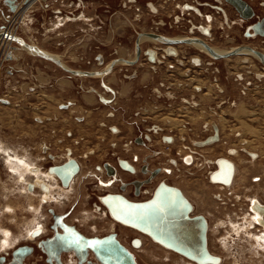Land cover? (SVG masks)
Listing matches in <instances>:
<instances>
[{"label":"rangeland","instance_id":"374dc122","mask_svg":"<svg viewBox=\"0 0 264 264\" xmlns=\"http://www.w3.org/2000/svg\"><path fill=\"white\" fill-rule=\"evenodd\" d=\"M28 1L13 0V5L17 9L18 4L22 7V12L19 15H14L15 12L12 11L16 10L9 8L11 3L9 0L0 1V33L5 32V30L15 33L17 30L16 34L24 38L28 43L37 45L44 51L61 57L67 66H71L77 70L91 71L104 69L109 66L112 58L126 55V53L122 52L111 54V0H44L43 2L38 1L30 8H26L24 6L27 5ZM62 3L67 7H63L64 9L58 12L59 9L57 8ZM83 14L86 17L84 20L79 18V15ZM74 15L80 21H72L75 19L73 18ZM20 17L25 18L24 21L22 20V23L18 22ZM61 18L67 21L59 23L58 19ZM82 27H85L87 30L85 31ZM241 29H243L242 26ZM0 47L1 230L5 229L4 227H12L14 233L17 234H20V230H23V235H19L21 237L19 241L27 240L26 227L33 228L37 224H44V219L47 217V215L43 218L40 216L35 224L29 223L34 216L27 209L29 207H27L28 201L26 196L21 194L24 191L25 182H23V177L20 176L19 172L21 168L24 171L23 175H27L26 167L19 166V169L13 167L14 171L11 167V165L15 166L14 161L17 162L18 156L28 160L27 154H31L30 157L36 165L43 171H46L53 164L60 163L68 158L65 155L68 153L67 147L74 150L72 157H76L81 161L83 167L81 172L82 177L78 176L77 181L74 183V188L69 191L67 196H61L59 200L53 199L52 204L44 203V211H48L49 215H51L49 212L50 208H54L56 212H64L72 209L79 202L78 208L82 207L84 209L71 222L79 225L89 235L113 232L108 220H103L100 217V222L96 224L84 220L81 216L84 211L93 212L96 210L94 205L99 195L109 192V189L111 191H119L118 185L100 171V164L102 162L106 160L111 161V153L118 152L120 157L128 156L133 159L134 154H139L141 157L147 155L151 168L161 167L168 162V158L172 157L177 159L180 167L172 165L175 168L173 175L166 176L161 174L158 180L164 178L171 184L182 187L195 204L194 213L207 216L210 222L209 243L211 251L223 256V264H264V249L256 247L253 239L244 233L241 234L237 228L233 229V225H230L236 223L247 225L251 218L249 217V213H251L249 209L253 199H259L264 203V128L259 127V123L255 124L254 120H247L244 125L245 129H243L245 133L237 130V132L231 131L230 128L235 126V122H231L232 118H228L239 112V106L236 103L239 102L240 104L242 100L249 106H256L255 109L258 108V112L264 114V102L261 103L260 98H255L257 96L256 93L261 90L264 92V80L248 77L244 81H241L245 85L242 88L234 80L236 78L234 75L233 77L232 74L228 73L226 76V73L215 72V66L218 65L217 67L223 69L224 62L234 63L237 61V58H232L234 60H217L215 61L216 64L211 66L210 69H205L201 66L200 68L195 67V69L180 68L178 71L167 70L163 73V77L158 74L157 81H150L149 84V81H141L137 77L127 82H114L111 73L105 79L69 74L57 64L51 63L39 56H33L22 48L14 52V58L7 60L8 42L5 41ZM4 58L5 61L3 60ZM188 75L193 76L189 78ZM161 79L173 83L174 87L179 84L180 90L177 91L178 95L176 97H170L164 93L171 90L170 86L172 85H166L165 83L162 85ZM63 80L66 81L65 84L60 85V81ZM211 81H217L221 89L226 86L227 90H225V93H218L211 98L201 96L197 90L198 85L195 83L206 82L205 84L209 89L216 93L217 87L215 82ZM248 81H252V84L247 83ZM186 84L188 88L186 92H182L181 88ZM147 85L150 86L147 88ZM111 86L120 92L123 90L121 96L123 95L124 97L119 99V103L127 111L125 114L128 116L124 118V122L129 128H123L125 134L123 133L121 136L117 135V138L111 133V124H115L116 121L111 120V117L108 116L111 113L112 106L109 102L106 104L100 99V95L111 98V92L107 90L111 89ZM157 87L163 90V92L157 93L155 89ZM248 88H252V90L250 91ZM125 90L127 91L125 92ZM89 93H93L94 95V102L92 104H88L84 97L85 94ZM247 93L249 94L247 95ZM97 94H99V98ZM187 100H195L199 103L206 100L203 103V107L204 109H209V111L207 112V116L199 121L200 134L191 133L193 125L189 118L183 119V115L190 113L197 115L203 109L195 108L196 110H194L191 104L189 106L185 103ZM220 100L221 103L217 107L216 104ZM59 102L61 105H59ZM82 106L88 108L83 110ZM145 106L148 107V111H151L149 114L152 116L148 114L147 122H145L148 126L157 122H164L165 118L161 119L162 114L168 115L171 113L169 117L173 116L174 119L180 118L185 122L188 119L186 122L188 128H185L186 130L184 131V135L188 139L180 142L178 137L179 130L170 127L171 121L175 120H168V131L166 130L165 133L170 136L177 135V145L168 146L167 144L166 147L158 142H152L146 148H132L128 151L122 147L121 151L120 149L111 150V141H115L116 143H127L126 141H129L131 143L133 136H135L130 131L131 129L133 130L131 124L135 123L134 121H138L136 113L143 112V107ZM161 106L165 107V109L160 112L158 109ZM76 107L79 109H76ZM58 109L64 112L61 113ZM123 109L117 110H121L123 114ZM215 111H224L225 116L221 114L222 117H216L215 114L218 112L211 113ZM101 114L103 115L102 118L99 117ZM244 114L249 115V113ZM62 119L65 123L60 122ZM209 119L221 120V124L224 127V130H221L223 133H221V144L214 148L216 149L215 151L209 150L214 144L209 143L198 147L192 142V140H205L210 134V129L203 128L205 123L203 121ZM100 120H102V124H105L101 126V129L105 132L99 129V138H96V135H91L88 138L81 135L79 131L87 129V125L84 124ZM260 123V126H264V115H261ZM236 125L240 127L239 124ZM139 126H141L140 123ZM253 127H256V129ZM68 130L69 133H66ZM127 131H130V133H127ZM87 132L93 134L91 131ZM146 134L156 140V133L146 132ZM80 136L82 137L80 138ZM57 140H64V143H59ZM231 140L233 142H230ZM99 144H104L102 150L100 148L98 149L99 152L95 155L92 154V151L97 149ZM231 147L237 149L241 156L245 158L249 157L244 153V149L248 150L250 148L259 153L260 158L253 163V167L256 176L260 177L263 175L261 181L256 183L253 181V178L248 177V181L242 184L238 173L233 186L229 188L220 189L209 181L210 172L217 168L215 157L232 155L229 154ZM226 148L229 149L226 150ZM163 150L168 151L169 154H164ZM189 153L193 154L194 162L190 163L191 167H185V165H189L185 160L186 155ZM51 156H55L56 158H52ZM234 160L238 161L239 157L234 158ZM138 163L135 162V164ZM246 165L248 168L250 164ZM260 168L261 171L257 174ZM96 174L98 176H95ZM120 174L121 172L118 175L119 177ZM123 175L125 178L136 176H128L125 173ZM27 178L29 179V177ZM105 181L108 184H104L103 182ZM157 182L156 179L153 185L157 184ZM114 185L116 186L114 187ZM54 188L57 189L56 187ZM126 194L129 196L127 192ZM220 194L223 200L215 197V195L219 196ZM149 196L150 193H143L140 198H130L145 199ZM3 208L7 209L4 211ZM9 209L14 210V214H10L11 210ZM246 216H248L247 220L245 219ZM51 219L50 217L46 223L49 229L48 223L49 220L51 222ZM13 222L17 223L12 224ZM222 223L227 224L221 225ZM250 229L258 233L261 231L262 226L259 222H256ZM116 232L119 238L135 252L140 264H185L178 258H175V256L167 255L166 252L160 250L158 247L152 246L148 240L145 242L143 249H134L132 247V239L138 237L135 232L120 228H117ZM226 239L228 240V247H225L222 242ZM16 243L18 241L14 245ZM30 243L34 246L35 251L27 259L26 264H48L47 258L44 252L41 251L39 244L34 241ZM260 246L264 247L263 245ZM68 259L69 257L65 258L66 264Z\"/></svg>","mask_w":264,"mask_h":264},{"label":"flooded vegetation","instance_id":"af4514ba","mask_svg":"<svg viewBox=\"0 0 264 264\" xmlns=\"http://www.w3.org/2000/svg\"><path fill=\"white\" fill-rule=\"evenodd\" d=\"M9 1L11 2L9 8L16 10V11H12L15 12L14 15L17 14L19 15L22 12V7H20V4H18V9H17L16 6L13 5V0H9ZM38 1L43 2L44 0H29L27 5L24 7L30 8L32 5H35ZM63 7L66 8L67 6L64 3H62L59 6V8H57L59 9L58 12L62 11L64 9ZM75 17L76 16L74 15L73 18ZM79 18L84 20L86 17L83 14V15H79ZM79 18L78 20L80 21ZM24 19L25 18L20 17L18 19L19 20L18 22L22 23V20L24 21ZM78 20L75 18L72 21L78 22ZM60 21L64 23L67 20L65 21L64 18H61L58 19L59 23H61ZM241 26L243 27V29H241ZM82 28H84L85 31L87 30L85 27ZM16 31L14 33L9 30H5V32L0 33V45H2V43H5V41L8 42L7 53H6L7 60H11L12 58H14L13 56L14 52L19 51V49L22 48L25 51L31 53L33 56H39L41 58H44L45 60H48L51 63L57 64L56 62L45 58L41 54H38L37 51L31 50L29 46L33 45L36 48H38L40 51L45 53L47 56L53 55L54 58L59 60L62 66L58 64L57 65L60 66L65 72L69 74H73L72 71H79V74H77V76L84 75L83 72L85 71L77 70L72 68L71 66L70 67L67 66L66 63L63 62L61 57H57V55L55 54L48 53L37 45L28 43L24 38L17 35ZM252 42L254 43L252 44ZM234 51H237V54H231L229 56H226L228 53ZM121 52L126 53V55L119 56L118 58L117 56L112 58L111 63L107 68L89 71V72H99L98 75H85V76L100 77L105 79V77L111 73V76H113L112 78H114V82L116 81L127 82L137 77L141 81L144 80L149 81L148 82L149 84L150 81L153 82L155 80L157 81L158 74L161 77H163V73L167 70L178 71L180 68L195 69V67L200 68L201 66L202 68L210 69L211 66H214L216 64L215 61L217 60L230 61L232 58H237V61L234 63L224 62L223 69L217 67L218 65L215 66L214 68H215V72L218 73L220 72L222 74L226 73V76L228 75V73L232 74V76L234 75L236 77L234 80L237 81V83L241 85L243 88V86L245 85L241 83V81H244L248 77L255 78L256 80H264V0H111V54H119ZM213 53L223 57L216 56ZM3 60L5 61V58ZM191 76L193 75H188L189 78ZM160 81L162 85H164V83L166 85L173 84L168 81H164L163 79H161ZM65 82H66L65 80L60 81V85H64ZM211 82H215V85L217 87L216 93L209 89V87L205 84L206 82L195 83L198 85L197 90L198 92H200L201 96L211 98L213 97V95L215 96L218 93L224 94L225 90H227L225 85H224L225 87L221 89V86L219 83H217V81H211ZM247 83L252 84V81H248ZM175 85H177V83H175ZM149 86L150 85H147V88ZM170 87L171 90L165 91L164 93L170 97L172 96L176 97L178 95L177 91L180 90L179 84L176 87H174L173 85ZM187 88H188L187 84L183 85L181 88L182 92H186ZM252 88H248V89L251 91ZM155 89L157 93L163 92V90H161L159 87ZM107 90L111 92L110 93L111 98L104 95H100V99L104 101V103L106 104H108L109 102L112 106L111 113L108 114V116L111 117V120L116 121L115 124H111V133H113L115 138H117V135L121 136L125 132L123 128H127V129L129 128V126L128 125L126 126L124 122V118L128 117L127 114H125L127 113V111L123 109V107L119 103V99L121 97H124L123 95L121 96L123 90H121L120 92L113 86H111V89H107ZM126 91L127 90H125V92ZM248 94L249 93H247V95ZM256 95L257 96L255 98H260L261 103L264 102V92L262 90L256 93ZM97 96L99 98V94H97ZM84 97L88 102V104L89 103L92 104L94 102L93 93L85 94ZM205 101L199 103L195 100L192 101L187 100V102H185L188 105L191 104V106L194 107V110H196L195 108L203 109V111L197 115H193V113H190L188 115H183L184 116L183 119L189 118L190 122L193 125V129L191 133L194 134L201 133L198 127L199 121L204 119L205 116H207V112L209 111V109L207 108L204 109L203 107V103ZM219 103H221V100L216 104L217 107ZM224 103H226V101H224ZM59 105H61V103ZM236 105L239 106V112L232 115V117H228V118H232L231 122H235L234 124L235 126L230 128L231 131L237 130L245 133L243 129H245L244 125L246 124L247 120L248 121L254 120L255 124L259 123V127L264 128V126H260L261 115L264 114L258 112L259 109L258 108L255 109L256 106H249L244 100H242L240 104L239 102H237ZM147 106L143 107V112L136 113L137 114L136 118H138V121H134L135 123L131 124L133 130L131 129L130 131L133 133V135H135L133 136L131 143L129 141H126L127 143H125L123 141L124 143L118 142L119 143L118 144L115 141L114 142L111 141L110 144L111 150L120 149L121 151L122 147L125 148L124 150H128V151H130L132 148H137V149L146 148L152 142H158L162 146H166V147L167 144L168 146L177 145V141H178L176 137L177 135L170 136L167 135V133H165L166 130L168 131V127H167L168 120L169 121L175 120V121H171L170 127L175 129L177 128L179 130L178 137L180 142H183V140L188 139L184 135V131L186 130L185 128H188V126L186 125L188 119H186L187 121L185 122L183 121V119L180 118L174 119L173 116L169 117L171 113L168 115L162 114L161 119L165 118L164 122L162 123L157 122L154 124H150L148 126L146 125L145 122H147L146 119H148V116L150 115L149 113L151 111H148ZM233 106H235V104H233ZM87 108L88 107L86 106H82L83 110ZM116 108L117 109L122 108L124 110L123 114L121 110H117ZM76 109L79 108L76 107ZM164 109L165 107L163 108V106H161V108H159L158 110L161 112ZM58 111L61 113L64 112V111L62 112L59 109ZM211 113L212 114L217 113L215 114L216 117L225 116L224 111H220V112L215 111ZM244 113H249V115ZM99 117L102 118L103 115L101 114ZM38 120L40 119L38 118ZM60 122L65 123L63 122V119L60 120ZM203 122H205L203 128L210 129L211 130L210 134L205 138V140H199V141L192 140V142H194L196 146L202 147L206 143V140H208L211 137H214L216 132H218V139L214 142H211L210 144L212 145L214 144V145L211 148H209L210 151L211 150L215 151L216 149L214 148L216 146L218 147L221 144L220 143L221 133H222L221 130H224L223 129L224 127L216 119H209ZM93 123L91 121L89 123L84 124L87 125V129H85L86 132L83 130L79 131L82 136L84 135L88 138L91 137V135H96L97 136L96 138H99L98 136L99 129L100 131L102 130V132H105L103 129H101L102 128L101 126L105 125L104 123L102 124V120L95 121ZM139 123L141 126H139ZM236 124H239L240 127H238ZM253 128L256 129V127ZM87 131H91L93 132V134ZM130 131H127V133L128 132L130 133ZM146 132L156 133L157 134L155 137L156 140L153 139L152 136L146 134ZM66 133H69V130L66 131ZM82 136H80V138ZM58 142L64 143V140ZM103 146L104 144L101 145L99 144V147L97 149L95 150L92 149L93 150L92 154L95 155L97 152H99L98 149L100 148L102 150ZM227 149L229 148H226V150ZM66 150L68 153H66L65 155L68 156V158L60 163L53 164L46 171H43L38 165H36L34 160L30 157L31 154H27L28 160L18 156L22 159H25V161L29 162L37 170L36 172H38L37 174H35L27 171V175L24 176L26 180L25 179L23 180L25 184H24V191L21 194L26 195L25 194L26 192L29 195V197L26 198L28 201L27 207H29L27 209L34 216L33 217L34 220L32 219L33 222L30 221L29 223L35 224L39 220L40 216L43 218L44 216L47 215V217L44 219L43 222L44 224H37V226L33 228L26 227L25 231L27 232L26 236L28 238L26 237L27 240H23V241H19L21 238L19 235H23L24 233L23 230H20V234H17L14 233L12 227H4L5 229H8L9 233H12V235L8 239V242L5 243L6 239L2 237L4 235H2V232L0 231L1 234L0 252L2 253L0 255V264H26L27 259L35 251L34 246H32L30 243L31 241L37 242L39 244L41 251L44 252L45 257L47 258L48 264H59L56 258L57 251L61 264H66L65 258L67 257H69V259L67 260V264H96V263L100 264L95 253L90 248H87L86 250L81 249L80 252L77 253L75 250L61 249L59 251V247L61 245L56 246L52 251L49 250L47 246H45L47 242L50 243V241L53 240L58 235L65 234L64 226H66L68 230H70V232L73 233L77 232L79 234L84 235L87 238H105L111 236V234H115L117 239L134 254L138 264L140 263L137 260V256L135 252L119 238L118 233L116 232L117 228L137 233L138 237H134L132 239V247L134 249L137 248L143 249L145 246V242L148 240L149 242H151L152 246L158 247L160 250L166 252L167 255H170L172 257L175 256V258H178L180 261L184 262L185 264H198V262L192 260L190 257L182 253H179L177 251L168 249L165 246L155 242L148 234L142 232L141 230L124 225L121 222L117 221L112 216L107 204L102 200L103 197L109 194L110 195L121 194L132 202L146 201L153 196L160 182H165L168 185L178 187L183 192L185 197L193 204L194 210L190 214V216L199 214V213H194L196 208L195 204L189 198L186 191L182 187L176 184H171L164 178L158 180L161 174H164L166 176H172L175 169L174 166L180 167L176 158H172V157L168 158V162H166V164L157 168L150 167V162L148 160L147 155L141 157L139 154H134V159H133L128 156L120 157L119 156L120 154L118 152H113L111 153L112 156L111 161L103 160L104 162L100 164L101 165L100 171H102L104 175L108 177V179H112L115 182V184L118 185L119 191H111V189H109V192L99 195L97 197V202L94 205V208L96 210L93 212L84 211L81 216L84 220H88L89 222H93L96 224L100 222V217H102L103 220L106 219L109 221V224L111 225V229L113 230V232H108L106 234L89 235L85 233L83 229L79 227V225H77L74 222H71V220L77 217V214L81 213L84 209L82 207L78 208L79 202L75 206H73L72 209L66 210L64 212H56L54 208H50L49 212L51 213V215H49L48 211L47 212L44 211V207H45L44 203L52 204L53 199L59 200L61 196L64 197L67 196L69 194V191L74 188L75 186L74 183L77 181L78 176L79 177L81 176V172L83 170L81 161L76 157H72L74 150L68 147L66 148ZM230 150H229L230 152L229 154L232 155L229 156L221 155L215 157L217 168L211 171L209 174V181L211 182V175L213 174V172H215L218 169L219 167L218 160L220 158H226L234 163L235 173L230 186H226L225 184L222 183L214 184L211 182L212 184L217 185L220 189L222 188L225 189L233 186L235 179L237 178L238 168L236 166L234 158L239 157V160L243 164L250 163V167L253 166V163H255V161L258 158H260L259 153L250 148L248 150L244 149L245 150L244 153H246L249 158L247 157L245 158L244 156H241L239 151L233 147H231ZM164 151L165 150H163L164 154L166 155L169 154L168 151L165 152ZM189 154L186 155L185 157L186 163H188L189 165H185V167H191L190 163L194 162V157L192 156L193 154L192 155ZM51 157L56 158L55 156L54 157L51 156ZM72 161H76L78 163L79 170L73 176L69 185L66 186L64 185L62 179L57 174H55V172L51 169L53 167L63 166ZM135 162H139V163L135 164ZM120 172L121 174L119 177L118 175ZM123 173H125L128 176L129 175L130 176L136 175V176L133 178H125ZM250 174L251 172L247 175ZM95 176L98 175L96 174ZM262 176L259 177L253 175L252 177L253 181L258 183L259 181H261ZM27 177H29L30 180ZM238 177H241V175H239ZM36 179H39V182ZM156 179L158 182L157 184L153 185ZM40 180L43 181L41 182ZM106 182L107 181L103 183L108 184ZM115 186L116 185H114V187ZM54 187H56L57 189H55ZM126 192L129 194V196L126 194ZM143 193L144 194L150 193V196L145 199L130 198V197L140 198ZM215 197H218L219 199L223 200L221 194L219 196L215 195ZM111 201L113 205L119 204L117 200H111ZM259 205L263 206L264 203L261 202L259 199L252 200L249 209L251 210V213H249L250 215L249 217H251L250 218L251 221L249 220L247 225L244 224L242 225L237 223L230 225H233V229L237 228L238 231L241 232V234L244 233L247 236H249L251 239H253L255 241L256 247L264 249V247L260 246V245L264 246V243H262V241H264V212L258 209ZM33 208L36 209L33 211ZM9 213L14 214V210H11ZM50 217L52 219L51 222L49 220L48 223L50 227L49 229L46 223L47 220L50 219ZM204 217L207 219L208 222L207 247L209 249V252L211 254H214L215 256H219L222 261L221 264H223L224 263L223 256L219 254H215V252H212L210 249V243H209L210 222L206 215H204ZM247 218L248 216L245 217L246 220ZM256 222H259V224H261L262 226L261 231H259L258 233H255L250 229L256 224ZM16 223L17 222H13L12 224H16ZM226 224L227 223L225 224L222 223L221 225H226ZM95 228H97V226H95ZM17 241L18 243H16L15 246L14 243ZM138 241L140 245H136L138 244ZM222 242L225 247L229 246L227 239L223 240ZM23 247L30 248L31 249L30 252H28L27 254H22L20 251H18L20 248Z\"/></svg>","mask_w":264,"mask_h":264},{"label":"water","instance_id":"95a60500","mask_svg":"<svg viewBox=\"0 0 264 264\" xmlns=\"http://www.w3.org/2000/svg\"><path fill=\"white\" fill-rule=\"evenodd\" d=\"M29 48L37 51L38 54H45L33 45H30ZM231 54H237V51L230 52L226 56ZM45 58L62 66L61 62L53 56L45 55ZM72 73L79 74V71H72ZM83 74L98 75L99 72L85 71ZM217 139L218 132L214 137L206 140V143L209 144ZM218 166V169L211 175V181L230 185L235 173L234 163L226 158H220ZM51 170L67 186L78 172L79 165L76 161H72L63 166L53 167ZM102 200L109 207L112 216L149 234L164 246L189 256L199 264L221 262V258L211 254L207 247V219L203 214L190 216L194 206L178 187L160 182L153 196L142 202H132L121 194H109ZM111 200H117L119 204L113 205ZM258 209L264 211V205H259ZM64 231L65 234L58 235L50 243L47 242L45 246L52 251L56 246L61 245L59 251L61 249L75 250L77 253L81 249L90 248L100 264H138L134 254L117 239L115 234L105 238H87L77 232H70L66 226H64ZM136 245H140L139 241ZM30 250V248L23 247L18 251L27 254ZM56 254V258L61 264L58 251Z\"/></svg>","mask_w":264,"mask_h":264},{"label":"crops","instance_id":"0c3cea01","mask_svg":"<svg viewBox=\"0 0 264 264\" xmlns=\"http://www.w3.org/2000/svg\"><path fill=\"white\" fill-rule=\"evenodd\" d=\"M207 101H209V100H207ZM219 122L221 123V120H219ZM220 125V124H219ZM221 127V126H220ZM241 133H243L242 131H241ZM230 140V139H229ZM230 142H233V140H231ZM231 151V150H230ZM10 155V154H9ZM9 157V156H8ZM11 158V157H10ZM10 160H12V159H10ZM29 161H30V159H29ZM235 161V163H236V166H237V168H238V174L239 175H241V182H242V184L243 183H246L247 181H248V177H250V178H252V176L253 175H255V173H254V167L253 166H251L250 167V163H244V164H248L249 165V167L247 168L246 166L247 165H244L240 160H234ZM15 162V166H13V167H15V169H19V166H26V168L25 169H27L26 170V172L27 171H29V172H32V173H35V174H37L38 172H36L37 170L34 168V166H32L29 162H27V164H26V161H25V159H22V158H20V157H18V159H17V162L16 161H14ZM30 166V167H29ZM17 167V168H16ZM244 167V168H243ZM17 171H19V170H17ZM260 171H261V168H260V170L259 171H257V174L258 173H260ZM20 176L21 177H23L22 178V180H24L25 179V177H24V171H23V169H21L20 168ZM251 172V174L250 175H247V174H249ZM26 180V179H25ZM36 180H39V179H36ZM41 182L43 181V180H40ZM39 182V181H38ZM26 185H27V183H26ZM25 196H26V198L27 197H29V195L25 192ZM36 208H33V211L35 210Z\"/></svg>","mask_w":264,"mask_h":264},{"label":"bare ground","instance_id":"6f19581e","mask_svg":"<svg viewBox=\"0 0 264 264\" xmlns=\"http://www.w3.org/2000/svg\"><path fill=\"white\" fill-rule=\"evenodd\" d=\"M27 20V19H26ZM26 22V21H25ZM61 22V21H60ZM42 56H44L45 57V55L46 54H41ZM12 123V122H11ZM10 164V163H9ZM11 167H12V170H14L13 169V166L11 165ZM26 167V166H25ZM30 167V166H29ZM17 168V167H16ZM11 170V171H12ZM25 170H27V169H25ZM214 173V172H213ZM233 180V179H232ZM39 181V180H38ZM212 183H214V184H218V183H222V182H214V181H211ZM232 183V182H231ZM222 184H224V183H222ZM226 186H230V185H227V184H225ZM23 195V194H22ZM44 198V197H43ZM42 198V199H43ZM1 202V201H0ZM7 209V208H6ZM6 209H4L3 208V210L5 211ZM2 210V209H1ZM6 212H8V211H6ZM264 212V211H263ZM114 218H115V216H113ZM117 221H119L117 218H115ZM34 220V219H33ZM31 222H33L32 220H31ZM119 222H121V221H119ZM122 224H124V225H127V224H125V223H123V222H121ZM127 226H130V225H127ZM130 227H133V228H135L134 226H130ZM137 229V228H136ZM139 230V229H138ZM1 232H2V235H4V239H6V242L5 243H7L8 242V239L10 238V236L12 235V233H9V230H7V229H2V230H0ZM142 231V230H141ZM143 232V231H142ZM145 233V232H144ZM147 234V233H146ZM252 234V233H251ZM149 235V234H148ZM150 236V235H149ZM252 236V235H251ZM3 237V236H2ZM151 237V236H150ZM152 238V237H151ZM153 239V238H152ZM2 240V239H1ZM155 242H157V243H159V244H161L160 242H158L157 240H155V239H153ZM161 245H163V244H161ZM164 246V245H163ZM8 247V246H7ZM166 247V246H165ZM2 248V247H1ZM166 248H168V247H166ZM168 249H171V250H174V249H172V248H168ZM174 251H176V250H174ZM178 252V251H177ZM179 253H181V252H179ZM183 254V253H182ZM185 255V254H184ZM187 256V255H186ZM189 257V256H188ZM222 262V261H221ZM221 262L220 263H208V264H221ZM199 264V263H198Z\"/></svg>","mask_w":264,"mask_h":264}]
</instances>
